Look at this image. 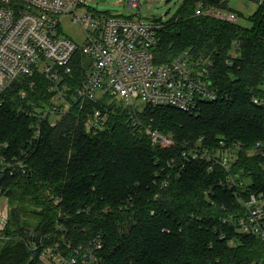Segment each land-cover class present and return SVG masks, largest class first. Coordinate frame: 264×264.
<instances>
[{"label":"trees","instance_id":"obj_1","mask_svg":"<svg viewBox=\"0 0 264 264\" xmlns=\"http://www.w3.org/2000/svg\"><path fill=\"white\" fill-rule=\"evenodd\" d=\"M248 21L242 26L196 16L195 4L185 0L176 18L165 23L155 61L185 51L211 61L219 92L198 115L170 107L146 114V126L171 134L175 147L154 146L132 126L122 105L105 99L73 102L51 126L42 110L53 105L52 82L39 73L14 80L0 96V155L25 160L29 171L1 180L11 211L0 264H28L29 245L37 237L54 245L65 236L81 243L99 233L104 248L98 264L264 263L261 240L218 220L224 212L219 205L233 197L216 189L212 205V185L223 174H212L207 162L181 157L184 143L212 148L226 140L251 148L264 140V105L253 103L254 97L264 100V6ZM84 65L78 53L72 75L61 83L68 85L69 99L85 79ZM96 109L108 113V126L90 134L85 121ZM37 125L42 138L32 143ZM249 160L244 176L252 177L251 189L264 190V173Z\"/></svg>","mask_w":264,"mask_h":264},{"label":"built area","instance_id":"obj_2","mask_svg":"<svg viewBox=\"0 0 264 264\" xmlns=\"http://www.w3.org/2000/svg\"><path fill=\"white\" fill-rule=\"evenodd\" d=\"M191 1L195 4L196 16L240 24L241 15L231 5L234 0H216L217 3L212 0ZM243 1L255 3L257 10L264 6V0ZM142 5L143 0H129V6L139 11ZM81 8L90 9L88 0H0V96L14 80L39 73L52 82L51 91L56 92L53 105L43 111L49 115L51 126L57 124V120L51 117L54 115L61 119L73 102L108 101L111 97L121 103L132 126L145 133L154 146L162 149L175 147L176 140L171 134L142 123L138 117L146 114L140 112L139 107L144 105L151 113L170 107L198 115L203 103L219 98L218 89L212 82V62L185 51L169 61L157 63L153 51L166 22L145 23L141 18L124 15L103 16L94 9L80 15ZM69 15L85 28H91L82 45L62 35L61 20ZM78 53L91 58V68L84 66L85 79L69 99L66 96L69 87L61 83L72 75V63ZM253 103L264 105V100L254 97ZM107 115L101 109L88 114L85 121L87 132L96 134L105 130ZM41 138L42 132L37 125L31 141L37 143ZM181 152L183 161L207 162L212 174L218 171L223 174L218 178V185H212L211 189L213 206H216V189L233 196L229 204L222 202L219 205L224 211L218 218L221 224L232 226L238 233L255 236L264 245V190L251 189L252 177L244 176L250 167L247 165L249 159H254L264 173V140L251 148L238 143L228 144L226 140L213 142L212 148L184 143ZM236 167L240 170L236 171ZM28 171L25 160L17 157L9 160L0 155L1 239L5 237L11 211L9 201L3 195L1 180L4 176L16 172L27 174ZM225 237L227 233L221 236L222 239ZM42 241L41 238L40 244L35 240L29 245L32 258L28 264H98L104 248L100 233L81 243H74L66 236L54 245H43ZM228 244L234 247L236 243L231 240ZM250 264L264 263L254 261Z\"/></svg>","mask_w":264,"mask_h":264},{"label":"rangeland","instance_id":"obj_3","mask_svg":"<svg viewBox=\"0 0 264 264\" xmlns=\"http://www.w3.org/2000/svg\"><path fill=\"white\" fill-rule=\"evenodd\" d=\"M146 1L148 0H143L142 9L141 11H139L138 8H133L129 6V0H106L105 2H102L101 0H88L90 9L86 10L85 8H81L79 10V13L80 15H84L85 13H90L94 9L97 13L103 14V16H106V15L132 16L135 19L141 18L145 23H151L154 20H158V21L163 20V22H168L176 18L185 0H157V1L149 0L147 3L144 4V2ZM240 3L241 2L237 0L232 1V5L235 8V10L242 12L239 23L242 26H249L248 18L256 12L257 5L253 2H246V6L240 5ZM60 27H61L63 36L70 38L71 40L75 41L79 45H82L84 43L87 32L91 31V28L89 26H86L85 28L81 23L74 21L72 15L64 17L61 20ZM83 58H84L85 68L90 69L91 68V58L89 57H83ZM99 94L100 93H98L97 96H99ZM107 102L110 105L115 104L117 106H121V103L118 100L111 99V97L110 99H108ZM45 110L46 109L42 110V112ZM139 110H141L140 112L147 114V116L150 114L151 115L153 114L151 113L150 109L148 107H145L144 105L139 107ZM157 110H155L154 113H156ZM42 115L43 117H47V118L49 117L48 114L46 115L42 114ZM145 117L146 115L138 117L140 118V120L142 121L144 125L147 124V119H145ZM107 118L109 120L108 115H107ZM51 119H53L54 121L57 120V123L61 120L59 116H54V115L51 117ZM150 121L152 122L151 119ZM1 205L2 204H0V206ZM9 206H10V203H9ZM1 237L2 235L0 234V241H1ZM1 247L2 245L0 242V249Z\"/></svg>","mask_w":264,"mask_h":264},{"label":"crops","instance_id":"obj_4","mask_svg":"<svg viewBox=\"0 0 264 264\" xmlns=\"http://www.w3.org/2000/svg\"><path fill=\"white\" fill-rule=\"evenodd\" d=\"M237 1H240V2H241L240 5H244V6H246V2H245V1H243V0H237ZM231 5H232V3H231ZM232 7H233V5H232ZM233 10L236 11L239 15L242 14L241 11L235 10L234 7H233ZM256 11H257V10H256Z\"/></svg>","mask_w":264,"mask_h":264},{"label":"water","instance_id":"obj_5","mask_svg":"<svg viewBox=\"0 0 264 264\" xmlns=\"http://www.w3.org/2000/svg\"><path fill=\"white\" fill-rule=\"evenodd\" d=\"M102 2H105L106 0H101ZM36 244H40V237L36 239Z\"/></svg>","mask_w":264,"mask_h":264}]
</instances>
